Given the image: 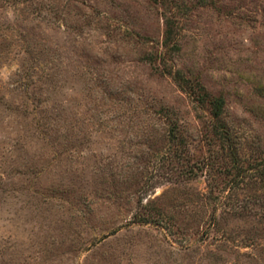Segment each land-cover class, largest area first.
<instances>
[{
  "label": "rangeland",
  "instance_id": "rangeland-1",
  "mask_svg": "<svg viewBox=\"0 0 264 264\" xmlns=\"http://www.w3.org/2000/svg\"><path fill=\"white\" fill-rule=\"evenodd\" d=\"M262 176L264 0H0V264H264Z\"/></svg>",
  "mask_w": 264,
  "mask_h": 264
},
{
  "label": "trees",
  "instance_id": "trees-1",
  "mask_svg": "<svg viewBox=\"0 0 264 264\" xmlns=\"http://www.w3.org/2000/svg\"><path fill=\"white\" fill-rule=\"evenodd\" d=\"M200 102H206L207 103V105L210 108L211 117L213 119H215L216 121H219L218 123H220V125H221L220 127H222L223 123L221 124V117L223 114V106H224L223 100L220 98L205 97V98L201 99ZM221 131L224 134V138H226L227 142L229 143L230 156H232L233 158H236V160H237V156H238L237 150L238 149L236 148V146L241 145L240 139L235 137L234 135H232V133H231V131H229V129H224ZM261 184L262 185L264 184V177L263 176L261 177Z\"/></svg>",
  "mask_w": 264,
  "mask_h": 264
}]
</instances>
